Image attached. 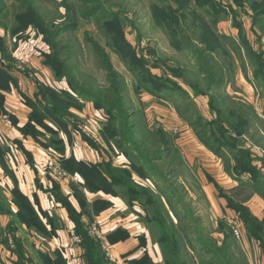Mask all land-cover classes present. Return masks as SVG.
<instances>
[{
	"label": "rangeland",
	"instance_id": "374dc122",
	"mask_svg": "<svg viewBox=\"0 0 264 264\" xmlns=\"http://www.w3.org/2000/svg\"><path fill=\"white\" fill-rule=\"evenodd\" d=\"M1 1L5 2L4 13L7 16L5 20L1 19L0 37L10 57L2 61L28 76L36 72L41 78L36 82V91L43 83L59 90L61 84L52 82L53 78L69 87L67 79L58 78L54 68L44 61V54L51 51L49 45L45 42V52L38 48L39 39L44 40L36 27L39 22L54 29L73 24L71 29L59 31L57 42L60 60L71 68L75 81L81 86L98 96L105 93L115 97L105 60L119 74L116 85L122 93V106L132 111L130 121L134 125L132 132L136 141L130 149L136 153L133 162L144 164L147 168L148 177L154 183L151 186L154 198L169 212L175 230L181 236L180 248L187 247L189 252L200 253L203 250L221 252L227 249L229 263L245 264L249 260L251 264H261L264 259L262 242L246 238L242 230L245 225L238 217L240 212L229 203V196H236L232 193L234 189L228 190L225 186L243 184L252 191L255 199L249 202V210L260 217L258 219L264 226V13L256 16L253 7L254 3L260 5L264 0H243L241 4L236 0H214L217 5L224 4V12L215 24L214 35L210 27L206 30L201 28L202 16L208 24L213 21L206 14V9L194 8L192 0V6L185 13L179 11L176 14L172 25L170 18L159 10L165 4L175 7L181 0H65L67 6L64 0H30L31 10H25L26 14L32 12L36 17L30 15L26 26L17 27L15 30L21 28L17 31H13V24L17 26L19 22L13 19L12 10L19 8L13 5L12 0ZM89 10L90 17H81V11ZM210 10L213 12V7ZM105 23L114 25L112 32L109 33ZM193 27L196 29L193 30ZM172 30L179 33L173 35ZM202 30H205L206 36L201 35ZM120 37L130 44L132 52L138 59H143L142 64L152 73L166 75L181 87L173 86L162 92V96H155L146 90L137 92L133 74L127 66L129 62L109 44L112 38L117 40ZM205 37L209 41L208 51L203 41ZM177 40L183 44L177 45ZM33 49L41 54V57L32 56L37 69L26 58L16 57ZM102 57L106 58L103 60ZM215 64L220 67L216 75L222 78L218 85L210 81L213 72L209 68ZM3 93L6 94V91ZM101 109V118L108 120L106 110ZM81 114L79 124L95 118L98 124L103 123L86 108ZM213 120L219 121L234 135H241L237 138L239 146L251 153L258 174H236L231 170L235 160L229 151L220 150L217 153L199 141L196 131L202 132L201 128L210 130L213 127L210 121ZM233 127L239 129L238 133ZM89 129L97 138L100 135L104 139L102 128L98 132ZM72 133L79 135L78 131ZM80 133L89 143L92 142L91 146H98L91 136ZM103 145L101 149L105 156H113L109 146L105 142ZM132 171L136 170L132 168ZM140 205L145 215L143 198ZM151 225L146 222V227L149 232L153 229L156 239L157 231ZM1 233L0 260L3 264H15L16 257L6 248ZM205 238L208 240L206 244L203 242ZM25 240L31 244L35 241L31 236L25 237ZM31 250L36 255L35 250ZM188 258L185 259L186 264L202 263V257L197 255ZM219 261L223 263V260Z\"/></svg>",
	"mask_w": 264,
	"mask_h": 264
},
{
	"label": "trees",
	"instance_id": "16d2710c",
	"mask_svg": "<svg viewBox=\"0 0 264 264\" xmlns=\"http://www.w3.org/2000/svg\"><path fill=\"white\" fill-rule=\"evenodd\" d=\"M63 2L64 5H68V2H65V0ZM192 2L195 6L194 8H196L197 10L206 9V14L213 21V23L211 22L210 24L213 26H208L210 24L205 22V19H203L202 16V21H200L202 25L201 28L204 27V29L206 30L208 29V27H210L213 30L212 32L214 35L215 24L219 20V15L224 12V8L222 7L223 4L221 3V5H217L216 1L214 0H192ZM236 2L238 4H241L243 0H236ZM12 3L13 5H17V7L19 8L18 10H12V13L14 12L13 19L19 22L17 26H15V23L13 24V31H17L26 26L25 23H27V18L30 15H32L33 17L36 16H34L32 12H30V14H26L27 11L25 10H31L30 0H12ZM191 4V0H181L176 4L175 7H173L171 4H165V7L163 6V8L159 11H161L162 14H166L170 18L171 24L172 21H176V14L179 11L185 13L188 7L190 8L192 6ZM4 6L5 2L1 1L0 23H2L1 19L5 20L7 16V14L4 13V9L6 7ZM210 7H213V12L210 10ZM253 7L256 11V16L262 15L264 13V1H262L260 5L254 3ZM90 15V10L83 12L81 11V17H83L84 19L90 17ZM3 25L5 26V24ZM3 25L2 27H4ZM105 25L107 26L109 33L110 31H113V24L110 25L108 23H105ZM173 25L176 26L177 22ZM185 25L186 27H188L187 24ZM19 26L22 27L15 30ZM36 27L40 29L39 32H41L44 41L49 45L51 49L50 53L44 54L45 63L51 65L54 68L55 75L58 78L65 77L67 79L71 92L68 90H56L45 85H39L37 91L35 92L34 100L29 101L32 107V111L29 115L30 121L35 120L36 122L43 125L46 128V131L50 134L49 144L57 150L62 151L63 142L58 137L57 131L52 127L46 125L43 122V119L50 120L54 125H56L57 127H61L68 132L67 124L69 117L72 116V113L69 110L70 107L81 108L82 100H91L94 102L97 108L103 107L108 115V120L101 130V135L105 141H107L108 143L113 142L118 149L120 148L122 153H124L130 159V166L116 167L112 165L111 162H101L93 164L81 160H76L71 157L63 161V167L66 168L68 172H78L84 179V186L90 192H97L101 190L107 194L121 195L129 202L133 200H140L143 198V203L146 205L144 206V208H146V213L142 217L145 222L151 223V226L157 231L156 241L158 242L162 252L163 263L186 264V261L183 259L182 249L180 248L179 244L181 236L179 232H176L175 223L170 218L169 212L157 198H154L155 194L152 190L145 186L136 185V183L132 179V173H134L132 171V168L142 176L145 175V171L147 168L144 166V164H136L137 162H133V158L136 157V153L133 151V149L131 151L130 149L131 145H136V141L133 140V135L135 133L132 132L134 125L130 121V110H125L122 106V93L118 91V86L116 85V78L119 77V74L115 72L113 67L109 63H107V60H105L107 73L112 80L110 81V83H112L113 85L111 91L115 93V97H111L105 93L100 96L96 95V93L91 92L89 89H86L85 87L77 83L71 73V68L62 63V61L60 60L59 45L57 42V37L60 33L59 31L61 29H71L73 27V24L68 23L67 25L59 29H54L52 28V26L49 28L44 27L39 22L38 26ZM180 28H182V31L184 32L183 25H181ZM5 29L7 30V27ZM195 29L196 27H193V30ZM205 30H202L201 32L202 36H206ZM171 33L175 35L179 32H176V30H172ZM203 41L206 43L205 47H207L206 51H208L209 41L206 39V37ZM109 44L114 51H117L119 54L121 53L122 55L120 56L124 60L129 62L127 66L130 68L131 73L133 74L135 80L134 89L137 92L146 90L154 94L155 96H162V92L172 89L173 86H176L178 88L181 87L176 80H171L166 75H157L152 73L149 68L142 64L144 63L143 59H138L135 53H133L134 51L132 52L130 44L124 39H121V37L117 40H114L112 38ZM176 44H183V42L177 40ZM6 50L4 47V42L0 37V52L2 57V59H0V114L6 112L4 109L5 98L3 92L9 89L10 83L13 81V78L10 74V65L2 61L4 60V58H10ZM5 51L6 53H4ZM3 55L6 57H4ZM102 58L104 60L106 57ZM219 68L220 67L216 64L209 68V70H212L210 72H213L212 79L210 78V81L214 82L215 85H218L221 82L220 80L222 79L216 75V72L219 71ZM30 121H28L27 124L23 128H21L22 132L31 133L32 135L42 134L40 131L34 128L31 129L33 125L30 123ZM210 122V125L213 126L210 128V125H208L210 130L201 128L203 129L202 132L200 130L196 131L199 141H201L206 147H208L210 150H213L214 152L220 150L227 152L229 151L231 157L235 160L233 165H231V170L233 169L236 174H258L259 170L253 163V157L251 153L239 146V140H237V138L241 135H234L227 127H222L219 124V121L213 120ZM241 126L242 124L239 125V127ZM233 128L238 133L239 129L237 127ZM90 143L92 142L90 141ZM42 144L47 145L45 143ZM3 155L4 149L0 147V163L4 168H6ZM137 160L139 159L137 158ZM52 192L54 197L57 200L61 201L67 207L70 217L75 222V232L82 238L80 246L83 249L82 257L84 259V263L110 264L98 240L91 237L87 230V227H89L90 223L94 221V214L96 215L102 210L108 208L110 202L100 198H95L93 201L88 202L87 200H85L83 194L75 190V196L80 204V211L75 212L70 207V204L68 203L66 198L58 192L57 185H54V187L52 188ZM11 193L12 202L17 206L15 217L21 223L26 224L27 227L34 228L36 231L48 235L49 232L46 230L45 225L42 223L41 219L39 218L38 214L30 204L28 199L17 188H13L11 190ZM234 202L235 201H233L232 199H229V203H232V206L240 212L248 237L250 239L253 238L262 242L261 247L264 254V236L262 235V230H264L263 222L259 221V219L251 213L248 207ZM0 212L11 213V210L8 207L5 210V206L0 205ZM83 217H85L87 221H83ZM6 229L7 233H9L12 238H14L15 227L13 225H7ZM7 235L3 237L2 241L6 245V248L16 256L15 264H25L26 261H30L31 258L25 256L24 254V248L22 247L20 240L16 239L15 248H12L9 245ZM126 237H128V233L122 230V228H117L115 231L108 235V238L110 240H113L115 238L124 239ZM203 242L206 244L208 243V240L205 238ZM226 250L223 249L221 250V252L215 250L206 252V250H203L206 258L202 259V263L233 264L231 263L232 261L229 263ZM56 254L55 257H52L45 253H39V257L43 264H65L64 259L59 254ZM219 260H223V263ZM129 263L155 264L147 255H144L137 260H131Z\"/></svg>",
	"mask_w": 264,
	"mask_h": 264
},
{
	"label": "crops",
	"instance_id": "0c3cea01",
	"mask_svg": "<svg viewBox=\"0 0 264 264\" xmlns=\"http://www.w3.org/2000/svg\"><path fill=\"white\" fill-rule=\"evenodd\" d=\"M38 48L44 52L47 51V45L44 40L40 41L39 39ZM33 55H40L41 57L40 52L36 53V49L24 52V54L17 55L16 57L26 58L37 69L35 67L36 62L32 58ZM13 57L15 56L13 55ZM38 59L40 60V58ZM33 73L35 78L33 77ZM10 74L13 81L10 83L9 89L6 90V94H4V109L6 112L0 114V147L4 149L3 157L6 165V168H4L0 163V205H4L5 210L8 207L11 213L0 212L1 237H5L7 234V236L11 237L7 233V225H13L15 227L14 238L12 239L11 237L12 241L14 240L15 242H13V246L11 247L15 248L16 239L20 240L24 248L25 256L31 258L25 264H43L40 260L39 253H45L52 257H55L57 253L64 259L65 264H85L82 257V247L75 244L68 233L70 228L75 229V222L70 217L67 207L53 195L52 188L54 185H57L58 192L66 198L70 207L75 212L80 211V204L75 196V190L83 194L85 200L88 202L93 201L95 198L110 202L108 208L96 215L94 214V221L99 224L101 237L98 238L90 234L91 237L98 240L110 264H130L129 262L131 260L140 259L144 255H147L155 264H164L160 246L156 239H154L152 230L149 232V229L146 227V222H144L142 217L144 216V209L140 205V200L129 202L121 195L107 194L101 190L90 192L84 186V179L78 172L71 173L63 167V161L71 157L87 163L111 162L116 167H129L130 159L122 153L120 148L118 149L113 143H108L104 139H101L100 135L97 138L89 129L91 128V130L93 129V131L98 132V129L103 128L107 121L105 118H101L103 110L97 108L91 100H82L81 108L70 107L69 110L72 116L68 120V132L42 117L43 122L56 130L58 137L62 140L63 150L59 151L49 144L50 134L46 131V128L35 120L30 121L29 119L32 111L29 101L34 100L36 82L40 81L41 78L36 72L29 73V77L26 75L27 73L15 71L14 67L10 68ZM52 82L61 84L59 90H68L71 92L65 82L56 81L54 78ZM43 85L47 84L43 83ZM51 88L56 89L54 87ZM85 108L92 111L93 115L101 119L103 123L98 124L95 121L97 118L94 117L95 120H89L86 123L79 124L78 117H81V112ZM130 112L132 114V111ZM28 121L33 125L31 129L34 128L42 134L32 135L31 133L22 132L21 128ZM72 131H78L79 135L72 133ZM80 132H85V135L91 136L93 140L98 142V146H91L85 136ZM104 142L114 153L110 158L105 156L104 150L101 149L104 147ZM42 143L47 145H43ZM57 166H61V170L63 168L64 172L69 176L63 177L57 174L53 170ZM146 171L144 176L135 171L132 173V179L136 185L145 186L153 191L151 186L154 183L149 179ZM243 187H245L243 184L237 183L225 186L228 190L234 189L232 193L236 196L228 195L229 198L249 208V202L255 199V195L247 187L240 194ZM13 188H17L28 199L45 225L46 230L49 232L48 235L40 233L34 228L27 227L26 224L21 223L15 217L17 206L12 202L11 190ZM252 214L256 216L254 213ZM238 217L244 225L241 215H238ZM256 217L260 218L258 216ZM82 220L87 221L85 217ZM117 228H122V230L126 231L128 237L110 240L108 235ZM243 228L242 230L247 234L245 226ZM88 229L89 227H87ZM244 234H242V238ZM246 234L245 236L248 239L249 237ZM231 235H234L232 231ZM30 236L35 239L32 244L25 240V237L30 238ZM27 246H29V249ZM31 248L35 250L37 256L33 254ZM190 252L192 253L191 255H197L199 258L202 257V259L206 258L204 252H192L191 250ZM190 252L187 247L182 248L184 260L189 259L188 257L191 256ZM12 255L14 254L12 253ZM0 258L2 257L0 256ZM0 264H3L1 260ZM245 264L251 263L247 260ZM261 264H264V259H262Z\"/></svg>",
	"mask_w": 264,
	"mask_h": 264
},
{
	"label": "built area",
	"instance_id": "2783aa9c",
	"mask_svg": "<svg viewBox=\"0 0 264 264\" xmlns=\"http://www.w3.org/2000/svg\"><path fill=\"white\" fill-rule=\"evenodd\" d=\"M53 170L56 171L57 174L59 175H64L66 174L63 170L57 168V167H54ZM88 232L89 234H92L93 236H96L98 238L101 237V231H100V227H99V224L96 222V221H93L91 222V224L89 225V229H88ZM68 233L70 235V238L72 239V241L75 243V244H78L80 245L81 244V241H82V238L80 235H78L76 232H75V229L74 228H70L68 230ZM236 235L238 236V233L237 231L235 232ZM8 242H9V245L10 246H13V241L11 239L10 236H8Z\"/></svg>",
	"mask_w": 264,
	"mask_h": 264
}]
</instances>
